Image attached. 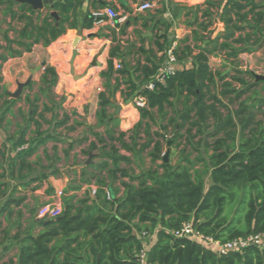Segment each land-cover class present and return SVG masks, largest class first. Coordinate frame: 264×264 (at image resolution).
<instances>
[{
  "label": "trees",
  "instance_id": "trees-1",
  "mask_svg": "<svg viewBox=\"0 0 264 264\" xmlns=\"http://www.w3.org/2000/svg\"><path fill=\"white\" fill-rule=\"evenodd\" d=\"M16 1L7 0L9 6ZM82 3L66 0L57 4L59 19L48 13L34 26L24 13L26 25L21 35L32 39L26 49L39 42L47 46L68 28H77L70 12ZM204 5L194 9L202 11L205 19L200 21L196 13L192 24L207 31L221 22L224 29L215 36L213 30L207 34L194 30L192 37L184 38L183 42H200L195 53L189 45L175 50L179 61L191 57L192 67L167 75L163 82H155L152 90L145 85L156 77L164 54L158 63L143 69L144 77L137 83L124 77L129 74L127 67L114 68L113 57L119 55L120 46L111 50L108 68L101 73L104 90L98 95L96 112V127L103 126L105 131L103 135L95 133L101 145L90 146V150L100 152L101 159L82 170L80 184L70 183L68 191L74 192L63 196L61 214L39 219L36 213L26 229L14 237L19 248L17 264H264V245L218 253L192 237L174 235L187 222L195 231L221 243L264 235V80L240 68L241 54L264 48V0H206ZM92 24L90 18L84 26ZM159 38L167 39L166 34ZM157 45L164 53L170 44L157 41ZM17 54L20 52H11ZM211 56L222 57L223 70L212 68ZM6 59L0 56V60ZM57 79L55 68L47 66L41 80L48 90ZM122 83L127 85L122 90L125 101L134 96L146 100V106L139 108L141 120L131 130L129 143L124 139L126 132L117 134L119 117L109 111ZM231 104H236L235 108ZM31 108L33 120L39 107L33 104ZM49 110V106L43 108ZM69 118L65 113L56 126L66 124ZM146 119L160 131L153 132L150 123L144 125ZM143 132L146 141L137 148ZM168 134L173 137L165 161L163 143L168 142ZM52 138L53 134L39 128L30 138L22 131L13 141L14 148L22 149L11 158V170L16 166L20 173L26 170L28 173L21 176L26 179L33 171L29 157ZM116 143L139 158V170L122 166L132 164V160L121 154ZM148 148L151 165L146 168L142 154ZM83 184L96 185L95 194L88 188L78 196L75 191ZM2 185L0 182V189ZM15 201L10 195L0 217L6 211L13 214L8 207Z\"/></svg>",
  "mask_w": 264,
  "mask_h": 264
},
{
  "label": "crops",
  "instance_id": "crops-1",
  "mask_svg": "<svg viewBox=\"0 0 264 264\" xmlns=\"http://www.w3.org/2000/svg\"><path fill=\"white\" fill-rule=\"evenodd\" d=\"M205 1L124 0L122 3L120 0H83L75 11L70 12L71 20H76L78 23L77 28H68L64 34L47 46L39 42L34 43L31 49L27 50L26 46L31 44L32 39L21 35L26 25V20L22 18L24 13L27 14V22L33 26L41 24L45 15L53 11L58 15L54 17L59 19L60 9L57 4H63L66 0H53L51 5H45L43 9L37 10L32 23L28 18L32 11L31 4L17 0L13 6H9L7 0H0V56L7 57L4 61L0 60V174H4L0 176V182L4 184L0 189V209L10 195L18 201L8 207V210L9 208L13 210L12 215H8L6 211L0 217V264H17L19 248L14 237L26 229L30 218L36 215L40 206L52 201L58 190H63L64 195L73 193L74 191H68L70 183L80 184L82 170L100 161V152L97 149L90 150V146L95 143L99 147L101 144L95 133L103 135L105 131L103 126L96 127V112L99 108L98 95L104 90V78L101 73L108 68L111 50L120 46L119 55L113 57L115 70H118L116 64L120 62L122 68L129 69V74L124 77L140 83L144 77L143 69L162 59L164 53L158 48L157 41L165 46L173 41L179 46L180 51L189 45L194 48L195 53L198 51L196 44L200 42L191 39L183 42L184 38L192 37L194 30H198L200 34H207L208 30H213L212 36H215L224 29L221 22L210 26L207 31L192 24L196 13L200 21L205 19L202 17V11L196 12L194 9L200 5L205 8ZM76 2L78 0H74V3ZM144 2H151L154 6L141 10L139 6ZM23 5H26L25 8ZM107 7L117 10L123 18L117 27L112 26L106 15ZM90 18L93 19L92 26L85 27L84 24ZM214 19L213 16L212 20ZM162 34H166V41L159 38ZM77 36L80 37L77 45L78 55L73 62L72 43ZM207 42L208 40H205L204 44ZM13 51H18L20 54L11 55ZM256 54L258 51L243 53L240 57L252 58ZM215 58L220 62V66L224 64L221 56H211L210 65L211 59ZM47 66L55 68L58 75L57 83L50 90L41 80ZM191 67V57L177 64V70ZM242 69L252 71V66ZM114 76L119 77L120 81L124 80L119 73H115ZM27 82L28 85L22 89L19 96L15 97L18 85ZM126 86L122 83L109 111L118 116L114 103L122 105L116 130L117 134L126 132L124 139L129 143L131 130L141 120V114L139 108L133 104L135 96L128 101L124 100L122 90L125 91ZM60 100L62 102H59ZM33 104L38 105L39 109L31 120ZM45 106H49L52 110L43 111ZM65 113L69 115V121L57 127L56 119L61 118ZM39 114H43V117ZM148 123L152 125L154 132L153 126L157 124L151 123L148 119L144 120V125ZM70 127L73 129L71 130ZM38 128L53 134L55 138L41 144L29 157L33 171L26 179H22L21 176L28 172L24 170L20 173L18 166L13 170L10 166L11 158L22 149V147L14 148L13 141L25 130L26 138H30L35 135ZM144 138L146 141L143 132L140 134L137 148L143 144ZM82 139L84 140L81 141ZM116 144L120 147L121 154L132 160V164L122 163V166L136 168L139 158L132 151L121 147L119 143ZM90 154L93 156L91 162L87 164ZM143 160L144 164L150 167L148 154ZM56 170L58 174L53 173ZM88 170L94 169L88 168ZM39 175H44L42 180L26 185L25 182ZM94 186L96 187L94 184L91 186L83 184L81 189L75 192L78 196H82L89 188L92 194ZM19 211L22 212L21 216ZM39 231L40 228L35 232Z\"/></svg>",
  "mask_w": 264,
  "mask_h": 264
},
{
  "label": "built area",
  "instance_id": "built-area-1",
  "mask_svg": "<svg viewBox=\"0 0 264 264\" xmlns=\"http://www.w3.org/2000/svg\"><path fill=\"white\" fill-rule=\"evenodd\" d=\"M153 6L154 4H152L151 2H144L139 6V8L141 10H145L152 8ZM105 13L108 16L112 26L117 27V25L123 20L120 13L112 7H107L105 9ZM176 47H177L176 43L172 41L169 47L164 52L165 58L160 67L159 72L157 73L154 79L146 83L145 87L152 90L155 87V82L157 81L163 82L167 75L174 74L177 71V64L179 63V60L175 53ZM116 68L118 70L121 69L122 64L118 62L116 64ZM133 104L137 108H142L146 106V100L143 97H136L133 99ZM95 192H96V187L94 186L92 188V194H95ZM63 195H64V191L58 190L52 201L40 206V208L37 210V217L39 219H51L61 214L63 210V199H62ZM174 235L175 236L185 235L188 237H192L196 240L203 242L206 246L216 249L218 253L243 250L244 248H246L251 244H258L260 246L264 245L263 234L251 235L247 238H239L227 243H221L218 240H214L211 237H205L203 234L195 231L191 222L185 223L180 230L174 232ZM144 256H145V251H143L141 254V258L143 260H144Z\"/></svg>",
  "mask_w": 264,
  "mask_h": 264
},
{
  "label": "rangeland",
  "instance_id": "rangeland-1",
  "mask_svg": "<svg viewBox=\"0 0 264 264\" xmlns=\"http://www.w3.org/2000/svg\"><path fill=\"white\" fill-rule=\"evenodd\" d=\"M219 64H220V62L218 61L217 58L211 59L212 68L223 70L224 68H221V66ZM249 65L252 66V72L253 73H255L256 75L264 76V49L259 50L258 54L254 55L252 58H241L240 57V68L246 67ZM59 102H62V100H60ZM230 106L235 108L236 104H233V105L231 104ZM57 110H59V109H57ZM71 113H72V110H71ZM62 118H63V115L61 118H57L56 120L60 121ZM159 122H161V120H159ZM153 128H154V131H160V128L158 125H154ZM172 135L173 134H168V140H170V139L172 140V137H173ZM144 141H145V138L143 139V143H144ZM163 144H164V149L166 150L168 148L167 142L164 141ZM150 150H151V148H148L147 150H145L142 156L146 157ZM174 159H176V156H174ZM148 164H150V163H148ZM143 166L148 168L145 164H143ZM136 169L139 170L138 167H136Z\"/></svg>",
  "mask_w": 264,
  "mask_h": 264
},
{
  "label": "water",
  "instance_id": "water-1",
  "mask_svg": "<svg viewBox=\"0 0 264 264\" xmlns=\"http://www.w3.org/2000/svg\"><path fill=\"white\" fill-rule=\"evenodd\" d=\"M23 1H25V2H27V3H29V4L32 5V11H31V14L28 15V18H29V22H30V23H32L33 18H34V14H35V12H36L37 10H39V9H43V7H44L45 5H48V4L51 5L52 2H53V0H23ZM120 1H121L122 3H124V0H120ZM51 15L58 17V15H57V13H56L55 11L51 12ZM79 40H80V37L77 36V37L75 38V40L73 41V43H72V44H73V48H74V50H73V55H72V61H73V62H74L75 58H76L77 55H78L77 45H78ZM254 75H255V77H256L257 80H259V79L264 80V76L256 75L255 73H254ZM26 85H28V82H27V83H20V84L18 85V90H17V92L14 94V96H15V97L19 96L20 93H21V91H22V89H23ZM114 105H115L116 108H117V115L119 116L120 111H121V109H122V105H121V104H118V103H114ZM171 143H172V140H171V139L168 140V142H167V145H168L167 152H166V154L164 155V160H165V161H167L168 158H169V153H170V146H171ZM92 156H93V155L90 154V157H89V159H88V161H87V164L91 162Z\"/></svg>",
  "mask_w": 264,
  "mask_h": 264
}]
</instances>
